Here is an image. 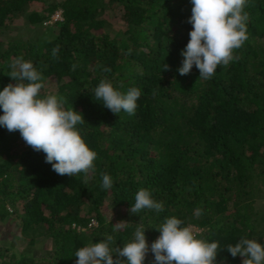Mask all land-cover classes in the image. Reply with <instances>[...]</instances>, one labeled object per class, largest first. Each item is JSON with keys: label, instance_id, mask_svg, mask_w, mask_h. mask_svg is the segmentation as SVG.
Listing matches in <instances>:
<instances>
[{"label": "trees", "instance_id": "trees-1", "mask_svg": "<svg viewBox=\"0 0 264 264\" xmlns=\"http://www.w3.org/2000/svg\"><path fill=\"white\" fill-rule=\"evenodd\" d=\"M192 7L191 0H0V91L15 83L14 58L31 61L44 77L41 95L63 96L83 115L77 128L97 153L86 181L83 173L58 175L18 131L0 127V221L19 219L29 244L20 253L0 245V264H76L79 248L108 235L112 248L123 247L139 224L150 248L171 216L218 242L216 264H242L226 250L241 237L264 245V0H247L241 59L207 80L195 65L178 71ZM57 11L62 20H53ZM18 21L25 30L12 36ZM103 79L122 92L141 90L134 115L95 99ZM140 188L163 211L131 213ZM153 261L149 251L144 264Z\"/></svg>", "mask_w": 264, "mask_h": 264}, {"label": "clouds", "instance_id": "clouds-1", "mask_svg": "<svg viewBox=\"0 0 264 264\" xmlns=\"http://www.w3.org/2000/svg\"><path fill=\"white\" fill-rule=\"evenodd\" d=\"M191 3L188 22L192 30L181 52L183 61L178 71L180 75H187L195 65L199 78L207 80L214 76L218 66H228L241 59L235 52L248 39V14L244 11L247 0H191ZM58 51L59 46L52 50L53 57ZM167 68L165 65L164 69ZM10 69L8 75L15 83L7 84L0 91L3 111L0 127L9 132L18 131L28 146L45 154V162L51 164L58 175L74 177L83 173L86 181L89 172L94 171L97 153L89 148L77 128L85 122L83 115L73 107H65L68 102L63 96L41 95L44 77L31 61L14 58ZM94 94L95 99L114 114L123 110L134 115L141 90L130 87L122 92L108 79H103ZM101 175L102 188L110 189L112 178L108 174ZM144 209L161 212L163 204L152 198L150 190L140 188L130 212L135 214ZM201 214L202 209H197L195 215ZM115 225L119 227V223ZM157 230L160 235L150 248L143 224L136 227L134 238L123 247L112 248L113 237L108 235L79 248L75 252L76 264H144L149 251L154 255L153 264H216L218 242L201 238L202 234L194 226H185L184 221L171 216L166 217ZM226 250L233 257H242V264H264V245L255 239L241 237L235 245H227Z\"/></svg>", "mask_w": 264, "mask_h": 264}, {"label": "rangeland", "instance_id": "rangeland-1", "mask_svg": "<svg viewBox=\"0 0 264 264\" xmlns=\"http://www.w3.org/2000/svg\"><path fill=\"white\" fill-rule=\"evenodd\" d=\"M20 21H18V26L15 25L16 27L10 35L14 36L18 33H23L25 27L24 24H20ZM111 216L114 218L115 214L112 213ZM18 220L11 217L5 221H0V245L10 248L11 252L20 253L29 247V244L27 238L23 236V230Z\"/></svg>", "mask_w": 264, "mask_h": 264}, {"label": "built area", "instance_id": "built-area-1", "mask_svg": "<svg viewBox=\"0 0 264 264\" xmlns=\"http://www.w3.org/2000/svg\"><path fill=\"white\" fill-rule=\"evenodd\" d=\"M53 20H62L63 17H62V11H57L54 15H53Z\"/></svg>", "mask_w": 264, "mask_h": 264}]
</instances>
